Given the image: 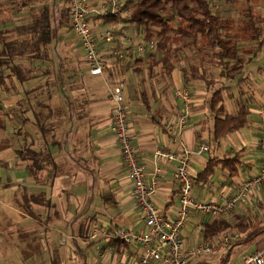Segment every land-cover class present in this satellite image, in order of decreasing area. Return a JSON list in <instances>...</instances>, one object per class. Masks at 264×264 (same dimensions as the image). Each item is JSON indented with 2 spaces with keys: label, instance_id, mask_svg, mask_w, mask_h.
<instances>
[{
  "label": "crops",
  "instance_id": "crops-1",
  "mask_svg": "<svg viewBox=\"0 0 264 264\" xmlns=\"http://www.w3.org/2000/svg\"><path fill=\"white\" fill-rule=\"evenodd\" d=\"M101 1L89 0L91 4ZM12 7L13 5H9L4 11L13 12L7 19L8 25H13L12 21L19 20L22 17L19 13H23H15ZM96 20L94 18L93 23ZM78 45L80 62L65 60L69 71L65 75L64 88L66 95L73 101L70 107L64 106L60 90L57 95H52L47 90L46 66L37 72L40 73L39 76L23 83L12 78L13 85L7 92L0 87V113L3 115L0 120V251L3 258H8V254L12 256L9 258H13V249H8L7 246L18 244V236L15 235L19 231L27 234L24 243L29 247L45 246L44 251L41 248L43 259V255L48 252L46 246H57L66 240L70 243L71 236L77 233L72 229L76 230L79 223L88 217L92 218L91 227L97 224L105 230L117 226L137 230L143 226L131 196V184L117 141L109 128L112 105L109 86L116 76L119 75L124 81L123 97L132 145L145 166V178L155 174L159 181L153 201L165 214L174 213L178 182L172 177L173 164L155 162L153 150L164 148L179 151L183 147L194 148L202 141L210 144L207 133L200 138L195 136L198 130L196 122L205 118V88L196 84L191 90L192 110L187 124L180 138L172 143L164 132V126L173 122L183 108L182 102L175 98L173 92L165 103L158 92L146 87L148 80L137 78L136 71L133 70L134 64L128 62L129 59L124 63H115L107 55L110 64L103 78L88 75L80 44ZM98 46L104 53L110 48L109 43L105 42H98ZM42 63L48 65V62ZM128 65L129 67L123 68ZM176 85L179 83L172 82L173 88ZM35 87L38 94L33 93V97H29L31 95L27 92ZM153 88L156 91H167L166 83L163 82ZM39 101L60 109L58 116L47 118L45 122L48 125L42 128L37 127L34 115L36 102ZM261 110H264V105L255 104L253 108H249L256 118H252L248 126L257 127L255 133L258 139L264 128V117L258 114ZM51 123L53 125L49 127ZM24 133L27 136L25 142H28L31 149L48 151L52 155V164L43 166L44 175L51 174L47 176L46 183H35L24 167L25 161L17 155L18 148L24 143ZM232 134L235 135L233 141L228 139ZM224 138L228 139L230 148H222L219 142L213 156L221 157L240 151V162L235 166L233 174H229L227 169L217 168L206 183L194 182L193 192L198 199L216 200L221 191L233 194L237 185L249 174L256 172L260 165L258 141L250 146L246 145L240 130L228 133ZM236 142L240 144L238 147ZM208 157L210 156H205L204 153L191 157L190 170L194 177ZM207 183H213V186L207 187ZM25 202L30 204L35 215L30 216L24 211L22 204ZM231 214L249 216L250 228L255 224L257 227H264V184L241 198L236 208L227 216ZM76 216L75 223L71 224ZM198 222L199 216L193 215L184 225L182 235L186 246L200 242L199 232H196ZM255 238L257 240L252 251L245 253V248H238L240 244L232 249L228 259L238 263L245 255L264 247V232ZM93 246L102 264H136L138 251L135 248L100 237ZM71 252V260L75 264L79 258L77 253L73 250ZM212 253H216V262L224 255L225 250L216 245ZM202 256L192 264L205 262L201 260Z\"/></svg>",
  "mask_w": 264,
  "mask_h": 264
},
{
  "label": "trees",
  "instance_id": "trees-1",
  "mask_svg": "<svg viewBox=\"0 0 264 264\" xmlns=\"http://www.w3.org/2000/svg\"><path fill=\"white\" fill-rule=\"evenodd\" d=\"M68 1L0 0L2 13L9 5H13L15 13L25 6L30 9L27 21L22 20L25 16L20 17L21 21L13 25H8V20L0 21V87L2 91L7 92L13 85L12 78L18 83H23L40 75L35 72L36 66H24L21 63L22 59L28 58L37 62L51 60L54 41L69 28ZM224 1L230 5H236L239 2V0ZM260 1L264 3V0ZM243 5L244 7L234 20L222 17L214 9L211 0H123L120 14L110 15L115 22L122 23L121 27H117L120 32H129L133 35L127 31V28H132L136 35H140L143 42H154L160 56L155 58L149 55L145 59L150 76L157 75L154 71L156 66L164 70L163 72L169 73L176 65H179L181 54L186 49L194 47L200 53L209 50L218 68L217 78L212 77L208 72L203 54L198 56V61L179 65L178 68L187 86L193 87L199 83L205 88V118L196 122L198 130L195 136L200 138L207 133L208 141L212 140L216 145L228 133L238 131L249 123V107L241 96H233V110L230 111L225 106L226 97L231 95L226 91L230 89L232 82L241 83L247 79L248 70H245V66L253 60V54L264 42V18L253 13L251 4L246 2ZM98 17L96 16L95 19ZM128 59V62L134 64V71L138 73L142 71L141 66L144 62L141 56L130 55ZM63 61L65 60L61 59L58 63L56 84L63 95L64 106L70 107L73 101L66 95L64 88L65 75L69 70ZM127 67L129 65L123 68ZM36 103L34 114L37 119L36 125L40 128L46 127L48 123L45 120L57 117L60 109L44 102ZM52 125L51 123L49 127ZM26 137L24 133L22 135L24 143L18 148L17 155L25 161L24 167L35 183H46L47 176L51 174L44 175L43 166L52 164V155L48 151L31 149L28 142H25ZM239 162L240 151L221 157L210 156L195 175L194 182L206 183L217 168L227 169L229 174H233ZM22 207L28 215H35L30 209V204L25 202ZM76 218L77 216L72 219L71 224L75 223ZM250 223L249 216L234 214L215 217L204 223L203 229L199 231L200 242H210L216 246L219 245V238L223 233H237L239 236L225 250L224 255L211 264H225L235 246L252 241L264 232V227L250 228ZM91 224L92 218L88 217L79 223L76 230L72 229L77 233L71 236L70 245L80 258V264H87V250L95 242L88 237ZM53 261V264H63L57 257ZM199 264L209 263L200 262Z\"/></svg>",
  "mask_w": 264,
  "mask_h": 264
},
{
  "label": "built area",
  "instance_id": "built-area-1",
  "mask_svg": "<svg viewBox=\"0 0 264 264\" xmlns=\"http://www.w3.org/2000/svg\"><path fill=\"white\" fill-rule=\"evenodd\" d=\"M68 6V25L78 38L85 62V72L88 75L103 78L110 64L107 55L111 56L115 63H124L130 55L138 57L147 50L155 49L153 41H134L132 35L120 32L117 28L100 31L92 25L91 22L96 16L119 15L121 4L118 0H102L96 4H91L89 0H69ZM98 42L112 44L104 53L99 49ZM118 76L109 86L112 103L109 128L117 141L122 163L131 184V196L143 226L137 230L121 226L105 230L94 224L88 237L92 240L100 237L119 241L127 247L137 249L136 264H192L198 257L212 253L214 245L210 242H198L186 246L182 229L189 218L193 215L199 216L196 228V232H199L205 222L215 217L227 216L236 208L241 198L264 184V128L261 129L257 142L261 153L257 171L244 178L233 194L221 191L216 200L198 199L193 192L194 175L190 170L191 157L207 152L208 143L202 141L194 148L183 147L179 151L155 148L153 160L173 164L172 177L178 182L177 205L174 213L165 214L153 201L159 188V181L155 174L148 179L145 178V166L132 145L123 97L124 81ZM173 95L182 102L183 108L173 122L164 126V132L172 143L180 138L192 110V95L187 87L182 84L176 85L173 88ZM258 114L264 117V110ZM212 186L213 183H207V187ZM238 237L237 233H223L219 238V246L226 250ZM225 264H264V247L245 255L238 263L227 259Z\"/></svg>",
  "mask_w": 264,
  "mask_h": 264
},
{
  "label": "rangeland",
  "instance_id": "rangeland-1",
  "mask_svg": "<svg viewBox=\"0 0 264 264\" xmlns=\"http://www.w3.org/2000/svg\"><path fill=\"white\" fill-rule=\"evenodd\" d=\"M57 1H60V0H57ZM118 1L120 2V4H122L123 2V0H118ZM211 2L213 3L214 9L222 17L228 18L229 20H234L238 17L239 11L241 10L242 7H244L243 3H246V2L248 4H251L252 11L256 16H260L261 18H264V3H262L260 0H239V2L236 5H230L228 2L224 0H211ZM21 11H23V13L22 15H20L19 13V16H22V17L25 16L23 20L27 21L29 19L28 12H30V9L28 7H25ZM12 14L13 12L11 11H9L8 13L3 12L0 15V21L7 20L8 18H10ZM96 19L97 20L95 23L93 22L91 23L93 26L97 27L100 31L107 30V29H115L117 27L122 26V23L115 22L110 15H101ZM19 21L21 20H17V21L13 20L12 22L15 23ZM233 29L234 28H232V30ZM63 30L64 28L62 29V31ZM127 31H130L133 34L132 36L134 38V41H139V40L142 41L140 35H136L132 28H127ZM54 42H55V45L51 49V60L48 62V65H44V63L42 62L29 60L28 58L22 59L21 63L24 66H38L39 68L36 69L35 72L41 71V69L44 68L43 66H46L47 75L45 73V76L47 78V81H46L47 90L50 92V94L57 95L58 86L56 84V70L58 67L59 60L71 59V60H74V61L77 60V62H80L81 59H80V56L78 55L80 53V49L78 45L79 44L78 38L76 37V35L70 28L65 29V31L62 32V34H60L57 40ZM111 44L112 43H110L109 46ZM61 46L62 47L64 46V48H60ZM254 48H255V44H254ZM202 54L204 55V58H205L204 64L207 67L208 72L212 75V77L217 78L218 68H217V65H215L214 63L213 58L211 57V54L209 53V50H206L205 52L203 51L200 53L194 47L190 49H186L185 51L182 52L181 58L178 64L182 66V65H186L189 62H196L198 61V56ZM149 55H153L155 58H158L160 56V53L158 52L156 46L154 50L152 51L147 50L145 51V53L141 55L142 60L144 62L143 65L141 66L142 71L139 73L135 72L137 78L141 77L143 78V81L148 80L149 83L146 84L147 88H151L154 92H158V94H160V98L165 100V103H167L166 101H168V98L173 92L172 82L179 83V84H182L188 87V89L191 92L194 86L189 87L184 83L182 73L178 68L179 65L178 66L176 65L175 68L172 69L169 73L163 72L164 70L160 69L159 66H156L154 67V71L157 72V75L150 76L148 74V71L146 68V61H145V59H147ZM245 70L246 71L248 70L247 79L245 81H242L241 83L232 82L230 89L226 91L228 92L227 94L229 93L231 94L230 97H226V100H225V106L230 111L234 109L233 96H241V98L244 100V102L248 105L249 108H253L255 104H260L261 106L264 105V42H262L258 46L255 54H253V60L246 64ZM40 82L42 83V81ZM161 82L166 83L167 91L164 89H162L161 91H156L153 88V87H156L157 84ZM198 85L203 87L202 84L198 83ZM27 93L28 95H31L29 97H33L32 96L33 93L38 94L36 87L32 88ZM258 109H256V111H258ZM2 118H3V115L0 113V120H2ZM248 118L250 121L252 120V118L255 119L256 116L254 113H249ZM256 129L257 127L248 126V125H245L244 127L240 129V132L244 136V143L246 145L250 146L251 143L258 141V136L255 133ZM234 134L230 135L228 139L233 141V138L235 136ZM228 139L224 138L220 140L221 147L226 150L230 148ZM235 145L238 147L240 144L239 142H236ZM208 146H209V151L205 152L204 155L213 156L217 145L215 142L210 140V144ZM256 227L257 225L255 224L253 228H256ZM26 235L27 234L25 232L19 231L15 235V236H18L17 237L19 241L18 244L15 246H11V247L7 246L8 249L9 248L13 249L12 250L13 258H9V257H12L10 256V254H8V258H3L2 256L3 254L0 251V264H53L54 263L53 260L56 257L60 263L74 264L73 261L71 260L72 259V255H71L72 249H71V246L68 240H66L65 242L62 241L63 243L57 246H54V245L46 246V248L48 249V252L43 255L44 258L42 259L41 248H43L42 250L44 251L45 246L42 245L40 247L39 246L29 247L27 244L24 243ZM21 240L23 241L21 242ZM256 240L257 238L253 239L252 241L245 242L241 244L238 248L239 249L245 248L246 250V251L244 250L245 253L252 251L255 246L254 242ZM0 250H1V247H0ZM86 254H87V259L91 258L87 260V264H102L103 263L102 261L98 259L97 250L94 248V246L88 249ZM47 256H48V259H47ZM66 259L70 261L67 262L65 261ZM201 260L207 263L215 262L216 253H212L209 255L208 254L203 255L201 257ZM75 264H80V258L77 259Z\"/></svg>",
  "mask_w": 264,
  "mask_h": 264
}]
</instances>
